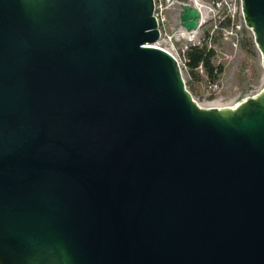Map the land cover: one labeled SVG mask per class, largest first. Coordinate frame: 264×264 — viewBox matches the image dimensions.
I'll return each instance as SVG.
<instances>
[{
	"label": "water",
	"instance_id": "1",
	"mask_svg": "<svg viewBox=\"0 0 264 264\" xmlns=\"http://www.w3.org/2000/svg\"><path fill=\"white\" fill-rule=\"evenodd\" d=\"M153 13L0 0V264H264V89L201 106Z\"/></svg>",
	"mask_w": 264,
	"mask_h": 264
},
{
	"label": "rangeland",
	"instance_id": "2",
	"mask_svg": "<svg viewBox=\"0 0 264 264\" xmlns=\"http://www.w3.org/2000/svg\"><path fill=\"white\" fill-rule=\"evenodd\" d=\"M223 21L214 13H205L204 25L197 33L203 37L207 31H214L217 36L216 44L220 53L216 60L225 67L217 82L218 87L213 90L205 76L200 80L193 79L183 63L180 64L188 89L202 105L209 102H217L216 104L222 106L233 104L251 92L264 89L263 58L254 41L253 32L245 26L242 31L238 30V37L233 35L231 39L226 40L223 38L222 29L220 30V22ZM247 37L253 38V43H250Z\"/></svg>",
	"mask_w": 264,
	"mask_h": 264
},
{
	"label": "built area",
	"instance_id": "3",
	"mask_svg": "<svg viewBox=\"0 0 264 264\" xmlns=\"http://www.w3.org/2000/svg\"><path fill=\"white\" fill-rule=\"evenodd\" d=\"M183 4L196 7L201 12L200 26L198 29L188 31L182 25L180 13ZM205 13H214L218 15L219 18H222L224 22L231 21L232 25L222 28V35L226 40L231 39L233 35L238 37V30L242 31L246 26L242 0H154L153 14L158 24L160 37L153 45L167 50L177 58L180 64L182 62L184 65V53L189 46L202 42L204 36L200 37L197 33L200 32L204 25ZM216 27H218V25H216ZM213 33L214 31H210L211 35H213ZM217 50V55H219L220 50ZM181 55L183 56L182 58ZM201 72H203L202 67ZM210 87L214 90L218 87V83L212 84ZM260 91L261 90L251 92L244 98L255 96ZM239 102L240 101H237L225 106H235ZM216 103L217 102H209L207 105L199 104L204 107H225Z\"/></svg>",
	"mask_w": 264,
	"mask_h": 264
},
{
	"label": "trees",
	"instance_id": "4",
	"mask_svg": "<svg viewBox=\"0 0 264 264\" xmlns=\"http://www.w3.org/2000/svg\"><path fill=\"white\" fill-rule=\"evenodd\" d=\"M230 25H232L230 20L220 22V30ZM247 39L253 43V38L247 37ZM216 42L217 36L207 31L200 44H191L184 53V66L193 79L200 80L202 76H205L210 85L217 83L220 79L225 67L223 63L216 60L218 56ZM201 67L203 72H201Z\"/></svg>",
	"mask_w": 264,
	"mask_h": 264
}]
</instances>
